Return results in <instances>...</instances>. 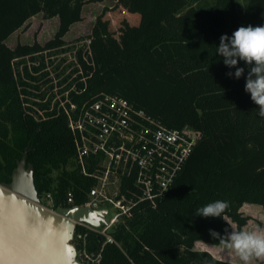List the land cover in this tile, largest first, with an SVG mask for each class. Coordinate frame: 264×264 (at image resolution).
Listing matches in <instances>:
<instances>
[{
    "label": "trees",
    "instance_id": "16d2710c",
    "mask_svg": "<svg viewBox=\"0 0 264 264\" xmlns=\"http://www.w3.org/2000/svg\"><path fill=\"white\" fill-rule=\"evenodd\" d=\"M94 1L100 0H0V183L11 182L26 154L39 197L51 192L54 210L85 204L96 179L76 162L65 116L38 122L25 113L12 61L64 44ZM40 13L59 18L56 34L44 44L36 39L11 47L7 39ZM248 25L264 26V0H116L82 36L91 38L96 63L88 96L118 94L169 127L201 133L157 206L140 202L108 235L77 226L87 233L88 251L101 253L99 264H237L196 243L226 246L227 237L214 239L210 230L221 237L233 224L246 231L251 216L243 206L264 209V117L244 90L249 67L241 61L245 76L236 79L216 53L222 35ZM96 163H88L90 173ZM217 200L228 202L224 218L195 215Z\"/></svg>",
    "mask_w": 264,
    "mask_h": 264
},
{
    "label": "built area",
    "instance_id": "2783aa9c",
    "mask_svg": "<svg viewBox=\"0 0 264 264\" xmlns=\"http://www.w3.org/2000/svg\"><path fill=\"white\" fill-rule=\"evenodd\" d=\"M12 66L25 113L38 122L65 116L74 136L76 162L96 179L88 201L71 206L108 209L99 227L77 223L87 230L108 235L123 218L134 215L140 202L157 206L201 137L191 126L169 127L121 95L88 96L96 67L91 38L18 56ZM91 159L97 160L93 173L88 169ZM68 201L74 202L72 192ZM40 202L52 209L53 194H44ZM86 236L76 227L73 241L81 244L77 260L99 264L101 253L88 251Z\"/></svg>",
    "mask_w": 264,
    "mask_h": 264
},
{
    "label": "water",
    "instance_id": "95a60500",
    "mask_svg": "<svg viewBox=\"0 0 264 264\" xmlns=\"http://www.w3.org/2000/svg\"><path fill=\"white\" fill-rule=\"evenodd\" d=\"M107 208L50 209L40 202L34 166L18 161L11 182L0 183V264H84L73 242L77 223L99 227Z\"/></svg>",
    "mask_w": 264,
    "mask_h": 264
},
{
    "label": "clouds",
    "instance_id": "9594fccd",
    "mask_svg": "<svg viewBox=\"0 0 264 264\" xmlns=\"http://www.w3.org/2000/svg\"><path fill=\"white\" fill-rule=\"evenodd\" d=\"M216 53L223 57L229 69H235L227 75L236 79L245 76V68L239 66L241 61L249 67L244 90L258 106V115L264 117V26H241L230 37L222 35ZM228 207V202L217 200L197 209L195 215L224 218ZM231 227L232 231L223 237L215 230H210V234L222 242L227 237V247L236 252L243 264H251L254 258H264V232L237 231Z\"/></svg>",
    "mask_w": 264,
    "mask_h": 264
},
{
    "label": "rangeland",
    "instance_id": "374dc122",
    "mask_svg": "<svg viewBox=\"0 0 264 264\" xmlns=\"http://www.w3.org/2000/svg\"><path fill=\"white\" fill-rule=\"evenodd\" d=\"M210 1V0H208ZM116 0H100V1H94L89 3L86 6L85 10V16L84 20L81 24L72 26L71 30L66 35V40L68 42H73L76 39H83L87 33L90 32V27H92L93 20L91 17H94V14L96 11L102 10L104 6H113L115 4ZM242 2V0H241ZM127 14V13H126ZM43 16V15H42ZM32 19L29 21L28 26L24 28H21L19 33L13 35L10 40H8L9 45H14L13 41H17L18 34H22L23 32L28 31L26 36L23 37V41H26L24 43H29L36 40V37L34 35L42 31L44 22L43 17ZM48 29L45 30V32L42 34V36L39 39L41 42H45L48 39L52 38L57 30H58V22L57 19H50L48 22ZM35 25L34 29H30ZM30 29V30H29ZM119 36V32L116 33ZM242 210L245 212V214H248L251 216V219L248 221V224L245 227L246 231L249 232H264V209L260 204H254V203H246ZM124 219V218H123ZM233 228L236 229V225L233 224ZM74 242V241H73ZM196 246L198 249H205L209 250L214 254L216 257L235 262L237 264H243V261L240 259V257L236 254V252L230 248L227 247V245H213L204 241H198L196 243ZM251 264H264V258H254L251 261Z\"/></svg>",
    "mask_w": 264,
    "mask_h": 264
},
{
    "label": "crops",
    "instance_id": "0c3cea01",
    "mask_svg": "<svg viewBox=\"0 0 264 264\" xmlns=\"http://www.w3.org/2000/svg\"><path fill=\"white\" fill-rule=\"evenodd\" d=\"M89 4V3H88ZM88 4H86L85 6H84V9H83V14L85 13V10H86V6L88 5ZM103 9V8H102ZM102 10L100 9V11H96V13L94 14V17H91L92 18V22H93V24H92V27H93V25H94V23H95V20H96V17H97V15L101 12ZM43 14L42 13H40V14H38V15H36V16H34V17H32L31 18V20L32 19H37V18H39V16L41 17ZM84 16H85V14H84ZM43 17V16H42ZM44 18V17H43ZM52 19V18H51ZM53 19H57V22H58V27H59V23H60V21H59V18L58 17H53ZM50 19H43V22H44V26H43V29H42V31L41 32H39V33H37V34H35V30H34V35H35V37H36V39L37 38H40L41 36H42V34L45 32V30L46 29H48V24H47V22L49 21ZM82 23V21L81 22H77V23H75L74 25H78V24H81ZM73 25V26H74ZM34 27H35V25L32 27V28H30V29H34ZM92 27H90V31H91V29H92ZM29 29V30H30ZM21 29H19V30H17L16 32H14L8 39H7V43H8V40H10L11 39V37L13 36V35H15V34H17V33H19V31H20ZM23 30H24V28H23ZM23 30H22V34H18V38H17V41L15 42V41H13V44L14 45H10L11 47H15L19 42H26V41H23V37H25L26 36V34H27V32L28 31H25V32H23ZM66 37V36H65ZM37 40H39V39H37ZM49 40V39H48ZM40 41V40H39ZM34 41H32V42H29V43H33ZM41 42V41H40ZM46 42V41H45ZM45 42H41V43H45ZM9 44V43H8Z\"/></svg>",
    "mask_w": 264,
    "mask_h": 264
},
{
    "label": "snow or ice",
    "instance_id": "6c2138e0",
    "mask_svg": "<svg viewBox=\"0 0 264 264\" xmlns=\"http://www.w3.org/2000/svg\"><path fill=\"white\" fill-rule=\"evenodd\" d=\"M4 255V250L2 247H0V256H3Z\"/></svg>",
    "mask_w": 264,
    "mask_h": 264
}]
</instances>
